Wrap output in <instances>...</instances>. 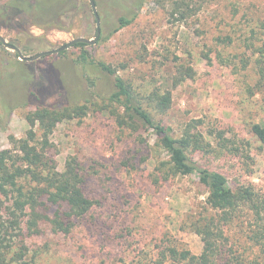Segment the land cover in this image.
<instances>
[{
    "label": "rangeland",
    "instance_id": "obj_1",
    "mask_svg": "<svg viewBox=\"0 0 264 264\" xmlns=\"http://www.w3.org/2000/svg\"><path fill=\"white\" fill-rule=\"evenodd\" d=\"M7 1L0 0V5ZM95 1L102 34L96 45L84 49L116 68L118 76L141 96L155 100L160 92L172 90V108L154 115L175 135L194 120L203 122L200 129L205 134L224 131L233 151L209 157L196 154L194 160L223 173L233 184L253 183L264 193V146L252 133L254 124L264 123V94L250 95L248 88L256 83V75L253 66L243 70L241 63L243 58H253L244 40L250 36L252 20L264 10V0H186L184 19L172 17L176 2L184 0H146L139 12L129 0ZM68 11L56 26H28L21 32L4 29L0 34L26 57L60 49L76 38L94 40L97 21L89 0H73ZM134 14L138 15L130 26L109 37L121 17ZM227 38H232V45ZM81 50L72 47L62 55L42 57L34 65L43 68L53 61L69 98L77 103L111 94L113 78L78 64ZM0 56L17 61L16 52L4 45ZM29 63L24 73H29L30 80ZM180 63L191 66L196 76L174 87ZM53 71L48 66L44 69L46 75ZM3 79L0 76V100L13 97L11 89L3 87ZM31 110L19 105L7 121L0 111V122H5L0 125V151L13 148L11 137H29L31 126L26 117ZM32 130L39 139V126ZM143 136L145 142L138 134L120 129L109 112L92 110L82 120L58 124L50 139V154L58 170L64 171L70 157L94 168L97 175L87 194L104 207H95L68 238L54 233L48 224H42L40 233L26 232L30 257L38 264H139L144 259L141 256L152 255L153 243L166 234L194 255L202 253V240L189 225L206 207L207 190L190 177L156 183L155 170L169 157L157 147L152 134ZM228 236L234 243L240 240L241 252L249 250L237 223Z\"/></svg>",
    "mask_w": 264,
    "mask_h": 264
},
{
    "label": "trees",
    "instance_id": "obj_2",
    "mask_svg": "<svg viewBox=\"0 0 264 264\" xmlns=\"http://www.w3.org/2000/svg\"><path fill=\"white\" fill-rule=\"evenodd\" d=\"M145 1L136 0V3L129 4L139 12ZM72 2L8 0L0 5V31L21 32L34 25L41 28L56 26L67 15ZM186 3V0L176 2L172 17L180 15V19H184L182 9ZM137 15L121 17L118 28L109 37L130 26ZM252 23L250 36L244 43L253 58L251 61L243 58L241 63L243 70L253 66L256 83L248 90L254 97L264 94V10ZM227 39L232 45V38ZM10 44L17 47L14 43ZM86 46H74L82 48L78 64L86 70L92 69L94 74L112 77L113 89L111 94H97V99L87 97L80 103L69 98L53 61L46 64L54 70L51 75L44 72L46 66H36L38 61L30 62L32 79L29 80V73H24L27 72V62L19 61L17 52V61L0 56V76L5 81L3 87L10 89L15 82L18 88L15 97L1 98L3 118L7 121L13 108L19 105L25 104L32 109L26 117L31 126L29 137H11L13 148L0 151V264H38L35 258L30 257L28 234L40 233L42 224H48L54 233L68 238L95 207H104L103 202L87 194L90 181L97 175L94 168L84 165L77 157H70L64 171L60 172L50 154V139L58 124L61 121L82 120L92 110L109 112L120 129L131 135L138 134L142 142H145L143 134H152L157 139V147L169 159L156 168V183L161 179L167 183L176 177H190L208 193L206 207L200 217L189 225L202 240V253L194 255L183 243L166 234L159 243H153L152 255L141 256L144 259L139 264H264V193L253 183H231L226 175L201 167L193 157L196 154L209 157L233 151L224 131L214 129L205 134L200 129L203 122L194 120L186 124L179 135H175L171 127L158 121L154 115L166 114L172 108V90L160 92L155 100L141 96L131 83L118 76L116 68L93 58L84 49ZM195 76L191 66L178 64L173 78L174 87L193 80ZM10 99H14L15 103ZM3 100L5 105H2ZM0 125L5 126V122H0ZM36 125L39 126V139L32 130ZM252 133L264 146V123L254 124ZM235 223L240 226L249 250L241 252L238 248L240 240L234 243L228 236Z\"/></svg>",
    "mask_w": 264,
    "mask_h": 264
},
{
    "label": "water",
    "instance_id": "obj_3",
    "mask_svg": "<svg viewBox=\"0 0 264 264\" xmlns=\"http://www.w3.org/2000/svg\"><path fill=\"white\" fill-rule=\"evenodd\" d=\"M89 2L91 4L92 10L94 11L96 21H97V36L94 40H89L87 38H76V39L72 40L71 42H69L68 44H66L65 46L61 47L60 49H57L54 51H49V52H43V53L37 54V55L32 56V57L24 56L19 48L11 45L6 40V38L3 37L1 34H0V43L3 44L8 49H11V50L17 52V54L19 55L20 61H27V62H34V61L41 59L42 57L64 52V51L69 50L70 48L74 47L76 44H85L87 46L88 45H96L97 42L99 41L100 37H101V34H102L101 19H100V16L98 14L96 1L95 0H89Z\"/></svg>",
    "mask_w": 264,
    "mask_h": 264
},
{
    "label": "flooded vegetation",
    "instance_id": "obj_4",
    "mask_svg": "<svg viewBox=\"0 0 264 264\" xmlns=\"http://www.w3.org/2000/svg\"><path fill=\"white\" fill-rule=\"evenodd\" d=\"M131 3H136V0H131ZM17 84L15 82H13L12 86H11V91H12V96L15 97L16 94H14L16 92V90H18ZM14 94V95H13ZM14 103V102H13Z\"/></svg>",
    "mask_w": 264,
    "mask_h": 264
}]
</instances>
